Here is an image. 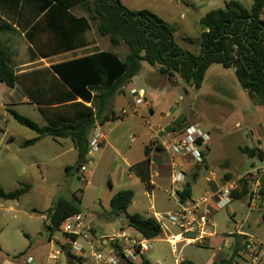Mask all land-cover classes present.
<instances>
[{
  "label": "rangeland",
  "instance_id": "obj_1",
  "mask_svg": "<svg viewBox=\"0 0 264 264\" xmlns=\"http://www.w3.org/2000/svg\"><path fill=\"white\" fill-rule=\"evenodd\" d=\"M228 1L231 0H121L129 9L151 11L176 26L175 41L193 54H199L201 51L200 19L211 10L224 9ZM237 1L247 9H251L253 4L252 0ZM82 12L84 11L79 7L74 10L77 15ZM92 26L91 37L95 36L98 49L114 51L122 59L128 55L129 49L125 44L114 47L107 38L99 36L95 21H92ZM93 50L89 49L87 53ZM71 57L73 59L75 55H66L64 59ZM21 59L30 61L28 68L35 69L60 62L63 58L36 59L31 62L33 57L27 53L23 54ZM156 69L142 61L140 78L134 81L135 86L148 89L152 75H161ZM163 79L166 89L163 92L164 86L159 87L158 92L163 95L161 98L172 103L179 102L180 106L186 109L183 114L190 121L193 119L192 114L200 121V124L195 121L192 125H199L212 137L210 145L206 147L207 152L205 151L208 154L209 169L205 171V163L198 169L199 177L194 187L196 198H201L205 190L210 188L206 181L210 172L214 173L220 183L224 180H236L251 170L253 163L259 167L263 165L259 157L243 153L242 146H253L251 137L260 135L264 138V105L261 101H254L250 94L242 89L233 69L212 64L207 70L203 86L199 89L191 88L179 76L176 77L175 83L165 76ZM9 91L10 88L0 83V188L5 192H12L23 184H28L30 189L19 200L0 202L4 205L0 206V246L4 248V251H0V264L3 262V256L16 264H27L25 261L29 257H32L36 264H70L73 261L67 252L60 256L59 262L48 259L51 250L62 249L67 243L64 233L60 230H57L52 241L48 242L50 236L46 230L47 216L43 217L38 212L50 207L60 198L81 201L79 205L83 210V221L87 226L93 227L97 238L105 233L130 230L127 216L104 220L109 211L108 198L112 190L131 189L135 192V204L129 207L128 214H149L147 211L152 204L158 212L166 206L170 209L176 207L173 199L161 204V197L166 196L157 188L152 192V198L146 184L122 160L129 151L136 154L133 158L139 156L145 141L143 133L150 132V127L158 126L159 123L166 125L165 120L158 121L163 116L158 110L149 123L141 117V110L134 114L126 98L129 88L124 94L117 95L115 104L117 110L125 109L129 112L128 115L119 121H110L107 126V131H113L110 132V143L115 144L117 139V147L122 154L117 155L111 146L108 151L111 153V159L122 168V172L112 173L110 164L95 168L86 163V173L82 169H74L71 175L67 173V167L75 165L78 152L69 138L54 141L50 137H44L35 145L24 147L25 142L35 138L37 134L17 122L3 107L10 99ZM11 108L40 126L47 125L41 113L31 104L20 103ZM178 113L177 110L176 114ZM187 126L178 133L183 134ZM92 153L96 163L97 154L94 151ZM154 181L158 185L161 182L157 177ZM160 194L162 196L159 197ZM261 206H264V201H261ZM106 209L108 211L104 212ZM212 223L214 225H209L207 230L214 232V235L205 240L204 245L188 246L182 252L190 264H214L219 261L222 252L232 255L239 251L240 242L236 230L240 226L243 231L254 235L259 241H264L262 214L251 211L248 199L233 201L227 209L215 212ZM169 229L173 233L180 232L175 226L170 225ZM145 257L152 264H175L172 248L164 233L151 241V251ZM237 258L245 262L243 253L237 255ZM81 264L93 262L87 259ZM260 264H264L263 257Z\"/></svg>",
  "mask_w": 264,
  "mask_h": 264
},
{
  "label": "trees",
  "instance_id": "obj_2",
  "mask_svg": "<svg viewBox=\"0 0 264 264\" xmlns=\"http://www.w3.org/2000/svg\"><path fill=\"white\" fill-rule=\"evenodd\" d=\"M252 2L251 9H247L239 1L231 0L225 3L224 9H214L203 16L199 21L201 51L193 54L175 41L176 26L151 11L129 9L121 0H0V33L24 32L31 44V62L85 47L84 36L92 29V21L96 23L97 33L114 47L125 44L129 49L125 60L114 51L95 50L79 58L43 66L30 71L26 88L12 64L14 53L0 48V83L10 89L21 85L48 122L47 126H40L8 109L17 122L37 134L25 142L24 147L33 146L44 137L69 138L78 155L75 165L67 167V173L71 175L74 169L81 170L88 161L91 131L97 125L119 120L113 109L114 98L124 94V87L140 74L142 61L157 68L159 74L172 83L179 76L194 89L203 86L212 64L234 69L242 89L253 93L264 105V0ZM78 7L84 11V16L73 13ZM150 151L151 148L146 147L144 160L133 165L147 187L151 179ZM242 152L264 159L258 147H245ZM198 169L196 166L192 173L193 181L186 182L178 191L181 203L193 199L192 182L197 181ZM246 183L243 181L240 189L233 193L234 201L248 199L250 202ZM29 189L28 184L12 192L0 188V199L19 200ZM134 199L135 192L131 189L115 193L107 218L127 216L130 227L148 239H156L162 227L154 218L138 212L127 213ZM79 202L60 198L45 212L50 238L67 218L83 213ZM260 208L264 222V206ZM237 254L239 251L215 264H238ZM67 255L73 259L70 264L82 263ZM140 264L152 263L144 257Z\"/></svg>",
  "mask_w": 264,
  "mask_h": 264
},
{
  "label": "built area",
  "instance_id": "obj_3",
  "mask_svg": "<svg viewBox=\"0 0 264 264\" xmlns=\"http://www.w3.org/2000/svg\"><path fill=\"white\" fill-rule=\"evenodd\" d=\"M165 87L163 92H165ZM160 93V92H159ZM130 95L134 109L137 114L139 106L148 103L145 89L133 87ZM127 110L117 113L120 119L128 115ZM95 129L89 136L90 153L99 149L103 136ZM134 137L131 138L133 141ZM262 143L258 145L259 150L264 153V141L258 137ZM211 142L209 133L204 132L199 125L187 126L183 134L177 137L170 145V151L174 156H185L197 166L204 164V152ZM171 196L179 204L177 209L170 212H158L151 208L149 216L154 218L162 227V234L166 236V241L172 248L175 264H189L182 252L185 247L193 245H204V241L214 235L208 226L212 223L213 214L217 211L227 209L234 201L233 193L240 189L243 181H247V188L250 194L249 208L251 211L261 212L260 201L262 190L264 189V163L261 167L254 166L251 170L239 176L236 180H224L211 190L209 189L199 199H192L189 202L181 203L178 198V187L190 181L186 172L179 170L175 162L171 165ZM82 171L87 172L86 167ZM212 175L211 181H214ZM87 179V175L85 177ZM152 183L149 182V185ZM170 225L178 227L179 233L170 231ZM129 231L121 230L119 233H105L97 238L91 225H86L83 221V214L67 218L60 231L65 235L66 245L62 249L51 250L48 255L50 261L59 262L60 256L67 252L81 262L90 259L93 264H140L145 255L151 251V241L140 234L137 230L129 227ZM236 235L240 239V250L238 256L243 253L244 264H260L264 243L259 241L254 235L243 231L241 226L236 230ZM27 264H36L33 258L26 260Z\"/></svg>",
  "mask_w": 264,
  "mask_h": 264
},
{
  "label": "crops",
  "instance_id": "obj_4",
  "mask_svg": "<svg viewBox=\"0 0 264 264\" xmlns=\"http://www.w3.org/2000/svg\"><path fill=\"white\" fill-rule=\"evenodd\" d=\"M75 15L78 16V17H82V16L85 15V13L82 12L80 15H77V14H75ZM263 19H264V16H263ZM91 30L93 31V26H92ZM91 30L88 31L86 33V35L84 36V39H85V41L87 43V45L85 47L77 49L76 51H67V52H64V53H62V54H60L58 56H55V57H61L63 59L60 60V61H65V60L72 59V57L64 59V57H66V55L67 56L71 55V54L75 55V57L73 58V59H75V58L82 57V56H84L86 54H90V53H92L95 50L96 51L97 50L105 51L103 49H98L99 48L98 42H97L95 36L91 37V33H90ZM0 48L1 49L8 48L14 53V58L12 60V64L15 67V69L17 71V74L20 76L22 82L25 81L24 83L26 84V88H28L29 82H30V71L39 69V68H41L43 66H40V67L35 68V69H30V68H28V67H30V61L29 62H25L24 59H21L23 54L30 53V48H31V44L25 38V33L21 32L20 30L19 31H12L10 33H0ZM89 49H94V50L87 53V51ZM125 58L124 59L121 58V59L125 60ZM50 59H52V58H50ZM40 60H43V59H40ZM233 71L235 72L234 69H233ZM156 73H158V72L156 71ZM24 78H26V79L24 80ZM139 78H140V74L138 75L137 78H134L132 82H130L128 85H126L124 87V91L127 88H129V94L126 96V98H127V101L129 103L130 107H132L131 110L134 109V106H133L132 98H131V95H130V89L133 88V87H136L135 86L136 84H135L134 81L138 80ZM149 84H150L149 85L150 87L148 89H145L146 93H147L148 103L146 105H144V106H142V105L139 106V108L137 109V111H138L137 113H139V110H141V113H142V114H140L141 117L144 118V120L147 121V123H149L150 120L153 118V116L157 113V110H158V112L161 115H163L162 117H160V119H158V121L162 122L163 120H165L166 125H163V124L159 123L158 126H155L153 128L150 127V132L147 131V133H143V137L145 138V141L143 142L142 148L139 151V156L136 157V158H133V156H135L136 154L132 153V151H129L125 156L122 157V160L124 161V164L127 167H129V169L131 171L136 173V171L133 169V165L144 160V158L146 156V153H145L146 147H150L151 148V151H150V154H151V157H150L151 158V166H150L151 179L149 180V182L152 183L151 184L152 186L149 185L147 187L150 190V193H151L150 196H152V198H153L152 192L157 188L158 190L163 192V195L166 196V198L165 197H161V199H160V203L161 204L163 203V201L167 202V201H171V199H173L175 201V203H176V207L174 209H170L167 206H166V208L163 207V210L161 212L165 213V212H170V211L176 210L178 205H179L177 203V201L170 194L171 193V189L173 187V185L171 183V181H172V179H171V173H172L171 172L172 171L171 165H172V163L175 162V164L178 167L181 168L180 170L186 172L188 177H189V179H190V181H193L192 180V173H193L195 167L197 166L192 161L188 160V158L185 157V156H174L173 153L170 151V145L172 144L173 140L177 137V134H179L178 132L180 130H182L184 128V126H186V125L191 126L192 124H195V121H197L196 123L200 124V121L198 120V118H196V116L194 114H192L193 119L190 121L188 119V117L183 114V111L186 110V109L182 108L180 106L179 102L175 101V102L172 103L169 100L167 101V100H164V99L161 98L163 95L158 92V89H159L160 86H164V87L166 86L165 85V79H163L162 75H160V77H159V75L154 73L152 75V80L149 82ZM140 88H142V87H140ZM142 89H144V88H142ZM9 96H10L9 101L5 105H3V107L7 111H8L9 108L14 107L16 105H19L20 103L31 104L34 107H36L37 110L39 111L38 105L32 103L29 100V98L25 94V92H24V90H23L21 85H18L14 89H10ZM116 102H117V95L114 98V103H113V106H114L113 109H114V111L116 113H119L121 110H125V109L117 110L116 107H115ZM177 110L179 111L178 114H176ZM44 119L46 120V118H44ZM109 123L110 122H107L104 126L97 125L96 129L100 130L99 132L103 136L102 143H101L99 149L94 151L97 154L96 163L94 161L95 157H93V153L91 152L88 155L87 164L93 165V166H95V168L96 167H102V166H108L110 164V167H112V169H111L112 173H115V172H120L121 173L122 172V168H120V166L117 165L115 160L111 159V157H110L111 153H110V151H108V147L111 146V149H114V151L117 153V155L122 154L120 149L117 147V144H118L117 139H115V142H114L115 144H111L110 143V132H113V131H107V126L109 125ZM46 124L48 125L47 121H46ZM258 137L261 138L260 135L257 136V137H251V140L253 142V146H249L247 144H244L242 146V148H245V147H249V148L258 147V145L260 143H262V142H260L258 140ZM65 139H68V138H65ZM211 140H212V137H211ZM262 140L264 141V138H262ZM72 145H73V143H72ZM206 152H205V158H204V163H205L204 166L207 169H205V171H207L209 169V164L207 162L208 154ZM260 161L262 163H264V159H262ZM254 166H256V164L253 163L252 167H254ZM203 170H201V171H203ZM212 175H214V173L210 172L209 173L210 177L207 176V178H206V181H207V183L209 184V187H210V188H208V190L209 189L213 190L216 187V185H219L221 183V182L218 183L217 178H216L215 175H214L215 176L214 177L215 180L211 181ZM156 177L158 179H160V181H161L159 185L154 181V179ZM129 178H131V175L129 176ZM195 184H196V182H192L193 199H198V198H196L195 191H194ZM184 185L185 184H181L178 187L180 189H182ZM119 191H121V190H118V191L112 190V194L108 198L109 204L111 203V200H112L114 194L119 192ZM205 192H206V190H205ZM146 195L148 196L149 194H147V192H146ZM160 196H162V195L160 194L159 197ZM1 200H3V199H0V202H1ZM6 201H8V200H6ZM261 201H260V207H261ZM6 204L7 203H5V206H7ZM133 204H135V201L131 205H133ZM0 206L3 207L4 205L0 204ZM49 208L50 207L43 208L42 210H39L38 212L41 213L42 216L44 217V216H46L45 212ZM150 208H154V205L152 204ZM150 208H149L148 211L151 210ZM107 211H108V209L104 210V212H107ZM148 211H147V213H149ZM141 215H144V214H141ZM144 216H149V214H145ZM112 219H114V218H107V216H106V218L104 220L107 221V220H112ZM262 222H263V220H262ZM128 223H129V221H128ZM47 225H48V220H47ZM244 232H246V231H244ZM246 233H249V232H246ZM52 238L49 237L48 238V242H51ZM238 239H239V237H238ZM260 241L262 243H264V241H262V240H260ZM239 242H240V239H239ZM52 247H53V245H52ZM0 251H4V248L1 247V246H0ZM8 255L10 256V254H8ZM230 256L231 255H227L225 252H222L220 254V259L219 260H221L223 258H228ZM262 257L264 259V250H263ZM3 258L4 259H3V262L1 264H16L14 262L9 261L4 256H3ZM30 258H32V257H30ZM235 261H237L238 264H244L245 263L243 261H239V258H236ZM215 263H217V262H215Z\"/></svg>",
  "mask_w": 264,
  "mask_h": 264
},
{
  "label": "water",
  "instance_id": "obj_5",
  "mask_svg": "<svg viewBox=\"0 0 264 264\" xmlns=\"http://www.w3.org/2000/svg\"><path fill=\"white\" fill-rule=\"evenodd\" d=\"M138 76H136L135 78H137ZM250 96L254 99V101H256L257 103H259V99H257V97L253 94V93H249Z\"/></svg>",
  "mask_w": 264,
  "mask_h": 264
}]
</instances>
